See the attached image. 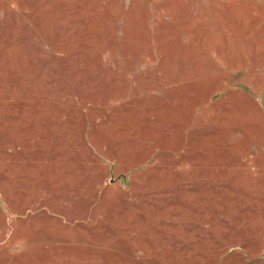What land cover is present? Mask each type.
Returning a JSON list of instances; mask_svg holds the SVG:
<instances>
[{"label": "rangeland", "instance_id": "obj_1", "mask_svg": "<svg viewBox=\"0 0 264 264\" xmlns=\"http://www.w3.org/2000/svg\"><path fill=\"white\" fill-rule=\"evenodd\" d=\"M0 264H264V0H0Z\"/></svg>", "mask_w": 264, "mask_h": 264}]
</instances>
